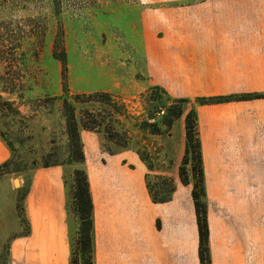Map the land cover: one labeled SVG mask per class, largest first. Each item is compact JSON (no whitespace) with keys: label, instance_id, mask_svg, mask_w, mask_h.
Masks as SVG:
<instances>
[{"label":"crops","instance_id":"obj_1","mask_svg":"<svg viewBox=\"0 0 264 264\" xmlns=\"http://www.w3.org/2000/svg\"><path fill=\"white\" fill-rule=\"evenodd\" d=\"M155 6L144 14L147 77L197 112L211 264H264V97L197 103L264 93V0H156ZM184 119L179 152L167 153L170 170L149 171L137 151H105L96 132H81L95 264H200L192 183L179 177ZM10 157L0 136V164ZM149 173L173 178L171 200L152 201ZM23 205L29 233L15 235L6 233L7 205L2 211L0 205V252L9 243V264H71L77 224L63 166L33 170Z\"/></svg>","mask_w":264,"mask_h":264},{"label":"rangeland","instance_id":"obj_2","mask_svg":"<svg viewBox=\"0 0 264 264\" xmlns=\"http://www.w3.org/2000/svg\"><path fill=\"white\" fill-rule=\"evenodd\" d=\"M155 3L0 0V136L18 168L0 173L8 235L25 231L23 196L34 168L60 164L77 224L75 253L79 220L72 192L79 164L70 159L71 118L80 134L96 132L105 151L135 150L150 158L154 168L170 170L167 153L179 152L182 117L172 126L165 118H173L183 104L147 77L144 14L155 10ZM154 124L160 133L153 132ZM155 177L150 173L151 182Z\"/></svg>","mask_w":264,"mask_h":264},{"label":"trees","instance_id":"obj_3","mask_svg":"<svg viewBox=\"0 0 264 264\" xmlns=\"http://www.w3.org/2000/svg\"><path fill=\"white\" fill-rule=\"evenodd\" d=\"M155 87L167 95L162 88L159 86ZM168 97L171 98L170 96ZM260 97H264V93L202 97L197 99V103L210 104L233 100H247ZM178 100L183 105L178 110H176L174 114H172L173 118H165V121L168 126H172L175 119L185 115V152L179 168V177L181 182L185 185L192 183V198L195 205L199 232L200 264H211V255L209 249V226L207 217L208 201L205 189V174L201 152V141L198 130V116L194 108L187 112V99L179 98ZM153 132L160 133V128L157 124H154ZM68 133L70 140V159L72 162L79 164V168L74 171V189L72 192L73 211L78 217L79 226L77 231L76 249L74 250L75 253L73 254L72 252L71 254V264L77 263L78 261L81 264H95L93 221L94 204L86 167L84 143L81 134L79 133L78 125L75 123L73 118L69 120ZM139 155L146 162L149 171H154L155 168L151 162V159L141 155V153H139ZM55 165L60 164H45L44 166L35 167L34 170L40 167H49ZM8 169H12L11 171L18 170V168L14 167V160L12 159V156L7 161L0 164V173ZM154 175H156L155 178L157 179L154 183L149 179L150 173L146 176L147 189L152 201L155 203H163L171 200L176 190V184L173 178L165 177L162 174ZM28 185L24 192L23 201L28 192ZM18 206H20V204L17 205V207ZM24 221L26 227L27 221L25 216ZM23 233H29L28 225ZM0 264H9V243L4 244L1 247Z\"/></svg>","mask_w":264,"mask_h":264},{"label":"water","instance_id":"obj_4","mask_svg":"<svg viewBox=\"0 0 264 264\" xmlns=\"http://www.w3.org/2000/svg\"><path fill=\"white\" fill-rule=\"evenodd\" d=\"M159 111H160V109H159ZM151 115H154V114H151ZM152 117L153 116H150L149 118H152ZM15 184L18 185V180L17 179L15 180Z\"/></svg>","mask_w":264,"mask_h":264}]
</instances>
